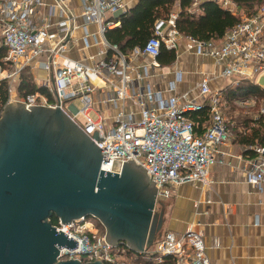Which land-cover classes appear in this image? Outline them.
Returning <instances> with one entry per match:
<instances>
[{
	"label": "built area",
	"instance_id": "1",
	"mask_svg": "<svg viewBox=\"0 0 264 264\" xmlns=\"http://www.w3.org/2000/svg\"><path fill=\"white\" fill-rule=\"evenodd\" d=\"M132 1L80 0L82 24L77 25L68 0H0V45L6 49L0 80L9 82L8 102L60 107L101 148V169L120 172L129 159L141 164L155 181L161 200L186 182L209 185L211 167L223 163L220 148L233 138L232 125L223 114L222 91L212 89L209 75L196 84V95L176 91L180 71L168 83L170 95L153 85L152 72L161 66L162 45L176 49L179 39L187 38L196 53L222 65L218 76L231 79L232 86L242 79L256 82L264 71V6L241 16L219 41L183 35L175 26L177 12L172 11L168 19L155 22L153 35L143 47L125 53L108 41L106 32L121 25L115 13L127 12ZM212 1L239 14L233 0ZM78 29L84 47H94L95 53H83L81 58L71 55ZM141 57L151 60L146 63ZM24 69L31 70L41 90L18 98L14 82L18 83ZM37 71L45 76L37 78ZM206 107L209 118L200 126L193 115L201 117ZM255 149L247 181L264 191V147ZM53 225L78 241L72 250L62 246L59 259L86 262L101 257L103 264H123L119 256L125 257L129 248L109 244L96 218L83 217L68 224L58 219ZM152 247L147 251L159 261L169 255L175 264H212L204 235L191 227L182 233H162Z\"/></svg>",
	"mask_w": 264,
	"mask_h": 264
},
{
	"label": "water",
	"instance_id": "2",
	"mask_svg": "<svg viewBox=\"0 0 264 264\" xmlns=\"http://www.w3.org/2000/svg\"><path fill=\"white\" fill-rule=\"evenodd\" d=\"M125 12L118 10L115 17ZM255 84L264 89V71ZM101 148L60 107L8 102L0 115V264H103L59 259L78 241L53 225L98 219L111 245L151 248L163 227L158 189L141 164L101 169Z\"/></svg>",
	"mask_w": 264,
	"mask_h": 264
},
{
	"label": "crops",
	"instance_id": "3",
	"mask_svg": "<svg viewBox=\"0 0 264 264\" xmlns=\"http://www.w3.org/2000/svg\"><path fill=\"white\" fill-rule=\"evenodd\" d=\"M138 1H132L130 8ZM68 2L71 13L78 17L77 25H81L80 0ZM81 34L78 29V39L71 49V55L76 58H81L83 53H95L94 47H84ZM175 50V62L160 63L161 66L152 72L151 82L165 95L172 93L168 91V83L177 71L181 72L176 88L179 93L190 91L196 95L195 86L206 75L212 78L214 90L231 85V79L218 76L222 65L211 57L196 53L187 38L179 39ZM140 60L148 63L151 59L141 57ZM36 73L45 76L43 71ZM233 139L220 148L223 163L211 167L209 178L212 182L209 185L186 182L174 187L170 197L160 200L158 212L164 218L160 235L166 231L182 233L191 227L204 235L212 264H264V191L247 181L251 153H245L244 146Z\"/></svg>",
	"mask_w": 264,
	"mask_h": 264
},
{
	"label": "trees",
	"instance_id": "4",
	"mask_svg": "<svg viewBox=\"0 0 264 264\" xmlns=\"http://www.w3.org/2000/svg\"><path fill=\"white\" fill-rule=\"evenodd\" d=\"M233 1L238 10L245 9L248 14H254L264 6V0ZM174 7L177 10H173ZM172 11L177 12L176 29L185 36L201 41L221 40L226 32L240 21L239 14L233 13L212 0H203L197 5H194L193 0H139L120 17L121 25L119 27L107 30L106 38L110 43L117 44L123 52L129 53L136 47H143L153 35L155 22L159 19H168ZM5 54L6 49L0 45V64H3ZM164 58L167 59L163 61ZM176 58V50L167 48L163 44L158 56L159 62L171 64L175 62ZM33 76L30 69L22 71L17 85L19 96L23 97L41 90ZM221 91L226 102L242 96L253 100H264V89L248 79L240 80L235 86L227 85ZM9 97V82L7 79H2L0 80V115L9 101ZM208 113L206 107L201 113L202 118L198 120L200 126L208 121ZM193 118L198 117L193 115ZM230 125H232L233 140L244 146L245 153H251L250 158H254L257 155L255 147H264V111H259L255 117L244 118L237 125L232 123ZM51 220L54 224L58 222L56 216H53ZM125 257L128 259L126 264L176 263L173 256H163L159 261L149 251L134 253L128 250Z\"/></svg>",
	"mask_w": 264,
	"mask_h": 264
},
{
	"label": "rangeland",
	"instance_id": "5",
	"mask_svg": "<svg viewBox=\"0 0 264 264\" xmlns=\"http://www.w3.org/2000/svg\"><path fill=\"white\" fill-rule=\"evenodd\" d=\"M173 10H177V8L174 7ZM247 14L248 13L246 12L245 9L239 10L240 17ZM35 76L36 77L38 76L39 78H43L40 73H36ZM17 85L18 83L14 82V88H16V92L18 94L17 96L18 98H21V96H19V93L17 91ZM223 103H224L223 106L224 117L228 122L232 123L233 125H237V123L241 122L246 117H255L258 114V112L263 111L264 108V100L262 99L253 100L249 97H244V96L233 99L232 101L230 100L229 102L223 101ZM76 105L78 107H81L82 103L80 101H76ZM90 114L94 119L97 118V116L94 113L91 112ZM159 202L160 200H158V203L156 205V212L160 208ZM103 230H105L104 226L102 232ZM119 259H120V263L123 264H126V261H128V259L124 256H119Z\"/></svg>",
	"mask_w": 264,
	"mask_h": 264
}]
</instances>
